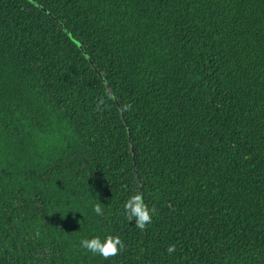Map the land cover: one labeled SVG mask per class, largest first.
<instances>
[{"label":"trees","instance_id":"1","mask_svg":"<svg viewBox=\"0 0 264 264\" xmlns=\"http://www.w3.org/2000/svg\"><path fill=\"white\" fill-rule=\"evenodd\" d=\"M0 264H264V0H0Z\"/></svg>","mask_w":264,"mask_h":264},{"label":"clouds","instance_id":"2","mask_svg":"<svg viewBox=\"0 0 264 264\" xmlns=\"http://www.w3.org/2000/svg\"><path fill=\"white\" fill-rule=\"evenodd\" d=\"M103 99L97 104V109H100ZM126 107H130L126 106ZM124 214L125 219L128 222L134 221L135 226L141 231L146 230V226L152 222L153 213L156 211L155 208H149L144 202L143 195L141 192L136 191L130 195L124 203ZM93 211L97 215H104V210L100 203L93 205ZM81 246L93 255H99L105 260L111 257L117 256L122 249L125 248V243L119 235H108L104 240L94 236L91 239L84 238L81 240ZM166 252L171 255L175 252V245H169L166 248Z\"/></svg>","mask_w":264,"mask_h":264},{"label":"water","instance_id":"3","mask_svg":"<svg viewBox=\"0 0 264 264\" xmlns=\"http://www.w3.org/2000/svg\"><path fill=\"white\" fill-rule=\"evenodd\" d=\"M56 19V18H55ZM60 22V24L63 26V28L66 30V32L70 35V36H72V33L70 32V31H68L66 28H65V26L62 24V22L61 21H59ZM80 47L83 49V46L80 44ZM87 55V54H86ZM96 68V67H95ZM120 108H121V106H120ZM122 110V109H121ZM122 114L124 115V112L122 111ZM129 136H130V131H129ZM131 141V140H130ZM132 148L134 149V147H133V144H132ZM132 149V150H133Z\"/></svg>","mask_w":264,"mask_h":264}]
</instances>
